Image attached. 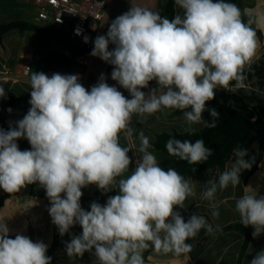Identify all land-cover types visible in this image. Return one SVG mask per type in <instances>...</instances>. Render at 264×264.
<instances>
[{
  "label": "clouds",
  "instance_id": "9594fccd",
  "mask_svg": "<svg viewBox=\"0 0 264 264\" xmlns=\"http://www.w3.org/2000/svg\"><path fill=\"white\" fill-rule=\"evenodd\" d=\"M174 3L180 12L171 20L159 11L131 6L111 22L106 35L94 40L91 55L114 66L111 79L130 99L110 86L104 74L88 90L76 74L31 72L29 111L16 127L0 129V188L11 194L38 182L45 189L48 213L59 234L64 236L75 224L82 228L81 235L66 243L70 259L94 249L97 264H145L143 254L150 248L180 256L193 250L186 241L202 230L207 235L221 230L202 215L185 222L176 211L196 196L193 180L160 166L150 138L132 126L133 117L144 124L156 113L178 110L189 135L197 131L193 125L215 128L219 113L206 104L218 87L227 90L233 81L234 89L245 87V70L251 69L261 46L257 29H264V11H242L228 0ZM153 81L157 87L141 90ZM205 110L211 122L203 119ZM121 136L129 146L121 144ZM20 138L28 140L31 150L19 149ZM165 147L169 156L189 165L205 163L213 154L203 139L193 143L171 137ZM131 149L139 159L129 173ZM233 155L230 168L204 184L201 199L210 202L214 218L219 217L214 202L218 191L229 185L235 189L241 172L255 163L254 157L245 159V149L237 147ZM89 185L103 193L117 189L118 194L104 205L91 203L85 211L81 189ZM235 211L243 226L254 229V239L264 234V196L245 193L235 199ZM9 233L0 219V264H51L46 243L19 233L13 239ZM250 264H264V249Z\"/></svg>",
  "mask_w": 264,
  "mask_h": 264
},
{
  "label": "crops",
  "instance_id": "0c3cea01",
  "mask_svg": "<svg viewBox=\"0 0 264 264\" xmlns=\"http://www.w3.org/2000/svg\"><path fill=\"white\" fill-rule=\"evenodd\" d=\"M4 0H0V7L5 5ZM17 3L26 8L31 7L35 12L36 9L32 0H16ZM167 0H112L111 6L106 13L100 31L97 36L106 35L111 22L119 15L129 11L131 6L147 7L154 11H159L161 16H166L165 5ZM243 11L257 12L264 11V0H241ZM180 10L175 5V14ZM30 13V10H28ZM2 13L0 14V17ZM168 18V17H167ZM25 21V20H22ZM37 21V20H36ZM33 23L31 21H26ZM0 23H4L0 20ZM40 23V22H39ZM35 24V23H34ZM43 24V23H41ZM37 25V24H36ZM46 25V24H44ZM41 27V26H40ZM254 27H256L254 25ZM28 31L20 32L14 30L4 35L2 43L0 42V86L5 90V96L0 97V129H3V122L5 113L10 104L14 100L12 111L8 117V122L13 123L18 118L24 116L29 111L31 105L29 103L31 96L30 81L18 78L21 67L25 63L32 66V72L45 73L50 69L49 60L44 53L41 58H35L36 47L26 41ZM96 36V37H97ZM257 36L260 40V48L257 55L251 64V69L245 70L247 79L245 80V87L241 89H234L235 81L229 89L217 88L216 94L221 103L230 106L242 112L248 119H250L257 128L264 127V29H257ZM114 45H109L111 50ZM64 52V50H63ZM110 64L104 62L99 57H94L91 67L87 70V78L83 86L90 90L94 86L101 74L106 77V82L110 86H115L123 93L126 98H131L129 92L121 87L116 81L111 79V71H109ZM157 87L155 81L150 82L149 88L141 89L148 92L151 88ZM215 109V108H206ZM217 112L218 110L215 109ZM177 110H171L162 113H156L149 116L144 124H139L136 118L133 117V127L138 130H143L145 135L150 138L153 144L157 135L159 134H172V133H186L184 128L187 126L183 121L182 113L175 114ZM219 113V112H218ZM205 121L211 122L212 117L209 111L205 110L202 113ZM219 117L217 119V123ZM16 127V125L14 126ZM200 131L205 128L203 125H193ZM121 144L129 146V142L121 136ZM21 151L31 150L23 147L22 144L16 141ZM134 148L139 147V141L135 140ZM248 152L245 157L246 160L255 158L250 170H243L240 174V185L235 189L229 185L224 191H218L215 203L219 205V217L212 216V209L209 206L210 202L201 199V194L204 190V184L209 179L216 178L220 173L230 168L232 161L235 160L232 154L230 160L223 166H217L208 169L204 172L192 175L190 178L195 185L196 196L189 197L185 203V208H177L176 211L180 212L185 222L192 215H202L206 218L209 224L220 229L234 223H240L239 213L235 211V199L240 198L245 193L257 194L264 196V146L263 154L260 157L262 145L258 141H254L250 145L243 147ZM157 156L160 166L167 170L169 167L176 168L173 159L166 155L164 152L157 150L153 147L150 149ZM131 158L129 166V173L136 167V161L139 159V153L135 149H131L128 153ZM84 196L105 198L107 196H115L118 194L117 189H113L107 193H103L96 185H89L81 189ZM7 194L0 188V198ZM108 197V198H109ZM106 200L101 201H82L81 207L85 211H90V205L93 202L104 205ZM50 201L46 196V191L39 183L26 185L15 195L5 200L4 204L0 207V219H4L10 229L9 237L15 236L17 233L26 236H32V240L43 241L48 245V251L52 250L55 243V230L56 226L52 223L51 217L48 213ZM82 234V228L79 224H75L69 229V232L64 236L60 235L62 243L60 248L54 252L56 262L60 264H97L96 257L94 256V249L92 252H85L82 257L69 258L66 253V243L70 242L74 236ZM244 236L238 231H216L211 235L199 233L198 237L194 240H188L186 243L193 244V250L190 253L175 256L172 253L167 255L156 254L151 248L147 252L148 264H250V261L255 255L264 249V234L258 238H253L247 249L242 254V247L244 243ZM47 251V252H48ZM144 252V253H145Z\"/></svg>",
  "mask_w": 264,
  "mask_h": 264
},
{
  "label": "trees",
  "instance_id": "16d2710c",
  "mask_svg": "<svg viewBox=\"0 0 264 264\" xmlns=\"http://www.w3.org/2000/svg\"><path fill=\"white\" fill-rule=\"evenodd\" d=\"M228 2H232L238 5V7L243 11L241 0H228ZM165 12L167 17L171 20L174 18L175 15V3L174 0H167L165 5ZM247 17L245 16V20ZM254 27V25H253ZM18 30L20 32L25 31H37L40 33H45L53 38H55L62 46L64 51H71L72 56L67 57L64 54H52L51 56H47V59L53 58L56 62L58 67L57 68H73L75 67V57L83 53V49L77 48L69 43L66 36L62 35L60 32H57L53 28H42L34 23L22 21V20H14L8 23H0V42L2 43V38L4 35L8 34L11 31ZM3 44V43H2ZM51 65V63H50ZM53 65V64H52ZM113 65L109 66V71L112 72ZM53 69V68H51ZM14 104V100L10 101L8 108L5 113V118L3 122V130H9L10 126L14 127L17 121L23 119L22 116L15 120L13 123L8 122V117L12 111V107ZM206 108H215L219 112V121L215 128H203L200 131H196L195 134L189 135L188 133H164L157 135L156 141L152 144L153 147L157 150L164 152L168 155L166 151V141L171 138L175 137L176 139L180 140H190L191 142H195L197 139H203L205 145L209 147L213 154L209 157V159L205 163L197 164V165H189L186 161L179 160L176 157L170 156L177 168V171L183 175L186 179L190 178L192 175L204 172L208 169L220 166L223 167L231 158L233 154V150L237 147L243 148L254 141L260 142L262 145V150L260 153V157L263 154V146H264V127L257 128L254 123L248 119L242 112L237 109H234L230 106H227L220 102L218 99L217 94H215V98L206 104ZM11 109V111H9ZM181 113L180 111H176L175 114ZM18 141L22 144L23 147L31 149V145L25 138H20ZM169 156V155H168ZM195 168V171L192 169ZM16 193H7L0 198V207L4 204L5 200L9 197L15 195ZM63 196V194H61ZM109 196L105 198H96V197H88L82 195L80 202L82 201H101L108 199ZM238 231L240 232L245 240L242 247V254L243 255L252 240V232L254 229L251 226L245 227L241 223H234L230 224L221 229V231ZM202 230L200 233H203ZM55 243L52 250L47 252V255L52 258L51 264H60L56 262L54 258V252L57 248H60L62 243L60 241V234L58 228L56 227L55 230ZM32 240V236H28ZM10 238H15V236H11ZM145 264L147 263L146 257L147 252L144 254Z\"/></svg>",
  "mask_w": 264,
  "mask_h": 264
},
{
  "label": "built area",
  "instance_id": "2783aa9c",
  "mask_svg": "<svg viewBox=\"0 0 264 264\" xmlns=\"http://www.w3.org/2000/svg\"><path fill=\"white\" fill-rule=\"evenodd\" d=\"M36 9V20L46 24L57 32L66 36L69 43L77 48L83 49V53L76 56L75 67L53 68L45 72L51 77L54 73L62 75H79V82L83 85L87 78V70L91 67L94 48V40L101 29L106 13L111 6L112 0H32ZM80 29L81 33L76 34ZM88 37L85 42L84 37ZM68 57L71 51H64ZM32 66L23 64L18 78L30 81Z\"/></svg>",
  "mask_w": 264,
  "mask_h": 264
},
{
  "label": "rangeland",
  "instance_id": "374dc122",
  "mask_svg": "<svg viewBox=\"0 0 264 264\" xmlns=\"http://www.w3.org/2000/svg\"><path fill=\"white\" fill-rule=\"evenodd\" d=\"M3 3H5V5L2 6V8L0 7V14L2 13L0 20L4 23H8L14 20H25L31 21L38 26H41L42 28H49L47 25L41 24L36 21L35 12L34 10L30 9L31 7L27 6L26 8H24L22 7V5L17 3L16 0H4ZM28 10H30V13H28ZM26 33V41L36 47V60L41 58L44 53L47 56H51L52 54L65 55L61 44L55 38L37 31H28ZM48 60L49 64L51 63V65L49 66L50 69L58 67L57 62L53 58H50Z\"/></svg>",
  "mask_w": 264,
  "mask_h": 264
}]
</instances>
